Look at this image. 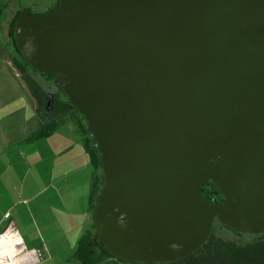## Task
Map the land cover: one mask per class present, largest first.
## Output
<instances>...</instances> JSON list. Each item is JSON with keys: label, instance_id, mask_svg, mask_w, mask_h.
Listing matches in <instances>:
<instances>
[{"label": "water", "instance_id": "95a60500", "mask_svg": "<svg viewBox=\"0 0 264 264\" xmlns=\"http://www.w3.org/2000/svg\"><path fill=\"white\" fill-rule=\"evenodd\" d=\"M13 36L94 138L91 216L113 257L185 258L217 220L264 233V0H58Z\"/></svg>", "mask_w": 264, "mask_h": 264}, {"label": "crops", "instance_id": "0c3cea01", "mask_svg": "<svg viewBox=\"0 0 264 264\" xmlns=\"http://www.w3.org/2000/svg\"><path fill=\"white\" fill-rule=\"evenodd\" d=\"M9 19L1 26L0 46ZM31 97L32 101L26 98L30 132L40 127L36 100ZM67 127L37 140L25 134L10 139L7 144L16 149L0 154V232L14 224L29 248H42L44 258L37 264H82L75 249L84 230L92 224V165L83 143L72 127ZM4 145L5 141L0 140V147ZM21 166L26 167L25 173L20 171ZM58 242H64L66 250L59 252Z\"/></svg>", "mask_w": 264, "mask_h": 264}, {"label": "trees", "instance_id": "16d2710c", "mask_svg": "<svg viewBox=\"0 0 264 264\" xmlns=\"http://www.w3.org/2000/svg\"><path fill=\"white\" fill-rule=\"evenodd\" d=\"M17 14L9 23L7 35L14 45L13 34ZM15 49L18 55L16 56L15 52L11 50L10 59L37 104L36 112L40 119V127L33 134V139L48 137L63 125L68 124L72 127L76 137L83 143L89 155L92 165L89 194L91 213L103 184L100 152L94 138L86 127L84 117L70 104L69 98L53 76L34 69L26 62L17 46ZM202 193L218 203L223 200L222 194L211 181L202 186ZM91 220V226L84 230L75 249V254L82 264H98L112 259L125 264H264V233L259 235L240 234L218 220L214 224L209 240L192 255L171 262L127 263L113 257L98 241L97 228L93 223L92 216Z\"/></svg>", "mask_w": 264, "mask_h": 264}, {"label": "rangeland", "instance_id": "374dc122", "mask_svg": "<svg viewBox=\"0 0 264 264\" xmlns=\"http://www.w3.org/2000/svg\"><path fill=\"white\" fill-rule=\"evenodd\" d=\"M32 1L33 0H0V37H3L1 26L4 21L10 17L9 22H11L16 14V10L19 9V5L22 3L29 5ZM29 7H31L33 12H39L44 10L46 5L44 3H38ZM4 38H6L5 34ZM10 53L11 50L4 47V44L0 46V140L5 141V145L0 147V154L4 155L10 154L16 149V146L7 144L10 139L22 138L25 134L31 140L33 139V134L37 131L34 130L30 132V117L26 112L28 103L26 98L32 101V97L23 79L16 73L13 62L10 59ZM52 89H54V87H52ZM26 115L27 119L25 120ZM67 126L68 124L63 125L62 128H68ZM58 167L59 166L56 165L55 168L57 169ZM20 171L25 173L26 167L21 166ZM57 172H59V169H57ZM64 244V242H58L59 248L57 250L59 252L64 251V249L66 250ZM112 260L114 261L115 259ZM115 262L116 264H125L116 260ZM98 264H109V261H102Z\"/></svg>", "mask_w": 264, "mask_h": 264}, {"label": "built area", "instance_id": "2783aa9c", "mask_svg": "<svg viewBox=\"0 0 264 264\" xmlns=\"http://www.w3.org/2000/svg\"><path fill=\"white\" fill-rule=\"evenodd\" d=\"M44 258L42 248H29L14 224L0 232V264H37Z\"/></svg>", "mask_w": 264, "mask_h": 264}, {"label": "flooded vegetation", "instance_id": "af4514ba", "mask_svg": "<svg viewBox=\"0 0 264 264\" xmlns=\"http://www.w3.org/2000/svg\"><path fill=\"white\" fill-rule=\"evenodd\" d=\"M57 1L58 0H33L31 3H29V5L28 4L25 5L24 3H22V4L19 5V9L16 10V13H18L16 17H18L21 13H27V14H40V13H43V12L48 11L49 9H51L57 3ZM38 3H44L46 5V7L44 8V10H41L39 12H33L31 10V7H29V6L36 5ZM8 29H9V23H8V25L6 27V32H5L6 38H5V40L2 43L4 44V47H7L8 49L14 51L15 52L14 54L17 56L18 53L16 52V49H15V46H17V45H16V42H15V45H14V43L11 42V40L8 38V36H7L8 35ZM2 30H4V29L2 28ZM13 65H14V68L18 71V69L16 68L14 63H13Z\"/></svg>", "mask_w": 264, "mask_h": 264}]
</instances>
